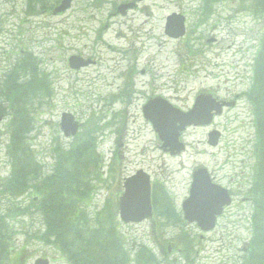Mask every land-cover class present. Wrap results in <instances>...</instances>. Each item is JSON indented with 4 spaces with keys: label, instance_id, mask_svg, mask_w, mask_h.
<instances>
[{
    "label": "rangeland",
    "instance_id": "rangeland-1",
    "mask_svg": "<svg viewBox=\"0 0 264 264\" xmlns=\"http://www.w3.org/2000/svg\"><path fill=\"white\" fill-rule=\"evenodd\" d=\"M125 4L134 7L122 15L118 9ZM251 4V0H74L69 11L54 16L39 6L29 9L28 0H0V78L29 53L49 81V96L39 106L35 100L29 109V142L47 167L45 176L56 166L58 147L63 154L90 142L96 163L87 179L85 210L91 217L105 210L115 216L113 222L131 254L143 245L161 264H243L247 257L256 206L248 192L255 188L258 161L256 116L249 100L264 39V16L255 14ZM173 14L185 17V37L166 34L167 19ZM73 57L88 63L71 69ZM200 95L236 102V108L224 109L212 126L187 130L181 137L186 151L172 156L162 148L143 109L151 99L162 97L186 112ZM64 114L80 125L74 138L61 129ZM9 120L0 114V179L11 174ZM214 130L221 132L216 147L208 144ZM200 168L234 196L232 207L209 234L188 224L182 211L193 174ZM138 171L149 174L156 192L164 196L168 192L172 198L165 196V207L154 210V218L127 225L120 219L118 204L125 179ZM158 184L164 187H155ZM32 195L9 199L0 194V215L10 218L14 231L13 248L25 249L22 264H35L39 258L70 264L44 237L42 214L13 210L29 205ZM168 210L174 216H165Z\"/></svg>",
    "mask_w": 264,
    "mask_h": 264
},
{
    "label": "trees",
    "instance_id": "trees-1",
    "mask_svg": "<svg viewBox=\"0 0 264 264\" xmlns=\"http://www.w3.org/2000/svg\"><path fill=\"white\" fill-rule=\"evenodd\" d=\"M59 1L28 0V4L31 10L39 6L42 12H48ZM251 1L254 13L264 16V0ZM260 49L254 90L249 100L254 106L258 139L255 188L249 192L256 205L252 219L254 235L243 264H264V39ZM15 66L0 78V99L3 101L0 114L9 117L7 126L11 134L8 151L11 174L2 180L0 194L17 199L33 193L29 206H17L13 210L22 215L32 211L42 214L46 226L44 237L59 248L71 264H161L147 246L142 245L131 254L120 227L113 222L115 216H110L106 210L88 216L84 197L89 192L85 188L92 164L96 163L92 157L95 149L90 142L78 144L63 154L58 147L56 166L45 176V167L29 142L32 131L29 109L35 100L39 106L44 97L49 96V81L45 70L37 68L33 54L26 53ZM163 195L164 192H157V210L162 208ZM164 214L168 217L172 211ZM7 217L0 215V264H22L26 252L13 248L14 231Z\"/></svg>",
    "mask_w": 264,
    "mask_h": 264
},
{
    "label": "water",
    "instance_id": "water-1",
    "mask_svg": "<svg viewBox=\"0 0 264 264\" xmlns=\"http://www.w3.org/2000/svg\"><path fill=\"white\" fill-rule=\"evenodd\" d=\"M72 0H64L62 5L55 10V14L63 13L71 7ZM130 6L120 7L125 14ZM166 33L174 38L185 35V18L181 15H173L168 18ZM73 68H79L87 63L73 57L70 60ZM209 98L201 96L193 110L188 113L174 108L166 101L152 100L144 108L145 117L153 122L160 138L165 142L164 147H170L172 153L181 152L183 146L179 143L181 133L187 126L193 124H210L213 119L211 113L216 110L221 114L220 105L211 106ZM70 115H63L62 129L66 136L76 135L79 124H73ZM179 124V125H178ZM178 125V126H177ZM209 144L217 146L220 133L215 131L210 135ZM126 192L121 198L120 214L125 222H142L152 217L150 177L143 172L126 180ZM232 199L228 190L212 183L211 176L206 169H200L194 174V183L191 189V197L184 204L186 219L190 222H198L203 231H211L216 227L217 217L223 213L225 206H230ZM35 264H50L49 260L39 259Z\"/></svg>",
    "mask_w": 264,
    "mask_h": 264
},
{
    "label": "flooded vegetation",
    "instance_id": "flooded-vegetation-1",
    "mask_svg": "<svg viewBox=\"0 0 264 264\" xmlns=\"http://www.w3.org/2000/svg\"><path fill=\"white\" fill-rule=\"evenodd\" d=\"M238 98H239V96H238ZM214 181H215V183H218V184H221L218 180H216L215 178H214ZM248 199V198H247ZM246 199V200H247Z\"/></svg>",
    "mask_w": 264,
    "mask_h": 264
}]
</instances>
